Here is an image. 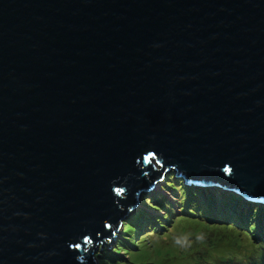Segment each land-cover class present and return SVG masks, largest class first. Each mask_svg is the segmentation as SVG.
Segmentation results:
<instances>
[{
  "label": "water",
  "instance_id": "water-1",
  "mask_svg": "<svg viewBox=\"0 0 264 264\" xmlns=\"http://www.w3.org/2000/svg\"><path fill=\"white\" fill-rule=\"evenodd\" d=\"M164 172L264 203V0H0V264H97Z\"/></svg>",
  "mask_w": 264,
  "mask_h": 264
},
{
  "label": "trees",
  "instance_id": "trees-1",
  "mask_svg": "<svg viewBox=\"0 0 264 264\" xmlns=\"http://www.w3.org/2000/svg\"><path fill=\"white\" fill-rule=\"evenodd\" d=\"M162 187L165 189H169L171 191H175L173 186L176 183V178H173L171 175L168 180H164ZM167 181H169L167 183ZM179 187L181 188L180 195L178 190V198L176 204L178 205L177 210L172 206V204L165 199L162 195L157 200L154 197L155 195L149 194L145 199L147 201H141L143 206L146 207L145 210H140L135 213L128 221H123V229L121 227L120 233L121 235H127L126 238H122L121 236L114 238L112 242L113 249H108L111 251H107L104 248L99 253V258L97 259V264H144L143 263V255L139 253L138 255H133L126 262H121L117 254L121 252L129 253V250L134 246L140 248L141 246L149 247L146 243L147 240L142 239L145 235L140 237V233L145 228L144 232H153L156 235H159L161 232V236L166 235V230L168 224L172 223V216L174 214H178L179 216L175 217V224L173 231H176L179 226L182 232L187 231L190 238H188L187 242L182 244V247L171 249L168 248L165 251L154 250L153 255L157 257H164L165 259L172 262V264H264V250L258 252L257 254H249L247 252L244 257L245 259L233 260L228 255L223 254H215L213 257L212 249L218 245L219 243L209 239L206 235L200 236L202 230L206 232L212 229H236V238L240 239L244 233H248L250 235H254L256 233L258 227L263 226L264 223V209L259 210L257 208L247 207L246 211L240 207L239 197H235V193L229 195L230 191L227 190V195L223 193H217L216 191L212 192H201L200 187L195 184L186 185L183 181L178 182ZM214 188H222L217 184H212L208 189L213 190ZM234 191V190H233ZM232 192V191H231ZM235 192V191H234ZM147 194V193H145ZM243 198L244 197L242 194ZM206 196L207 198H204ZM209 197L212 200H209ZM142 200V197H140ZM243 200V199H242ZM155 203V204H154ZM236 203V204H235ZM238 204V206H237ZM134 206V205H133ZM259 206V205H256ZM159 208L162 210V216L157 214V210L155 208ZM222 210V211H221ZM210 216L215 222H224L221 225L215 226L214 224L208 225L206 220L209 219ZM193 217V218H192ZM259 218V224L257 223V228L253 224V218L256 220ZM226 221V222H225ZM132 222V223H130ZM255 222V221H254ZM125 223V224H124ZM256 223V222H255ZM249 225V226H248ZM142 229H141V227ZM239 228V229H238ZM149 229V230H148ZM241 229V230H240ZM262 230V235H257L256 237L259 239L258 243L255 246L256 248H264V230ZM138 235V237H137ZM196 235H199V238L196 239ZM149 236V235H148ZM138 238V239H136ZM197 240L201 243L204 251L198 252L196 251V247L191 243V240ZM209 251L208 258H205L204 252ZM115 260V261H114Z\"/></svg>",
  "mask_w": 264,
  "mask_h": 264
},
{
  "label": "rangeland",
  "instance_id": "rangeland-1",
  "mask_svg": "<svg viewBox=\"0 0 264 264\" xmlns=\"http://www.w3.org/2000/svg\"><path fill=\"white\" fill-rule=\"evenodd\" d=\"M154 163V161H153ZM155 164V163H154ZM156 168H159L158 166L155 165ZM170 173L172 174V171H170ZM171 174H169L168 172H164L161 174V178L160 180L153 185V189L151 188L150 191L147 192V194H142L141 192L136 196L135 200L133 201L131 207L128 209L127 214H126V218H124V220L126 219V221H130L129 219L137 212H139L140 210H145L146 207L143 206V203L140 201V197H142V201H147V199H145V197H147V195L152 194L155 195L157 197H154L155 199H159L160 196L162 195L165 199H168V201L172 204V206L175 208V210L178 211L179 208L178 205L176 204L177 202V198H178V190H179V195H180V191L181 188L176 189L177 187H179V183L182 180L179 179L178 177H174L176 178V183L173 186V188L175 189V191H171L169 189H165L162 187L163 182L165 183L164 180H168V178L171 176ZM169 181H167L168 183ZM191 183V182H188ZM204 186H207L206 184H202ZM220 186V185H219ZM200 191L203 192H212V191H216L217 193H223L227 196L231 195L232 193H229V195L226 193L227 191L220 189V188H214L213 190L208 189L206 187H200ZM164 191V193L162 192ZM234 193V192H233ZM143 195H146L145 197ZM233 195V194H232ZM241 195H238L235 193V197L238 198ZM204 198H207L206 196H204ZM240 199V197H239ZM209 200H212L211 197H209ZM252 199L249 198H245V199H240L239 203H240V207H242V209H244V211H246V208L251 207L252 209L259 207V210H263L264 209V203H262L261 201L258 202V204L261 206H254L252 205ZM145 203V202H144ZM134 204H136L134 207H132ZM146 204V203H145ZM155 204V203H154ZM236 204V203H235ZM238 206V204H237ZM155 208V207H154ZM157 210V214L159 216H162V210L159 208H155ZM222 211V210H221ZM179 216L177 213L174 214L172 216V223L168 224L167 230H166V235L161 236V233L159 235L154 234L153 232H144L145 228L143 229V231L140 233V237L143 236L144 234H148L147 236L145 235L142 239H145L148 241V243H146L147 245L150 244L149 247H145L141 246L140 248L137 247H133L129 250V253H125V252H119L117 255L120 259L121 262H126L129 260V258L133 255H138L139 253H141L143 255V263L144 264H172L171 261L165 259L164 257H157L153 255V251L154 250H160V251H165L168 248L171 249H175V248H180L182 247V244L184 242L188 241V238H190L189 234L187 231L182 232L180 230V227L176 230L173 231L174 229V224L176 222L175 217ZM193 218V217H192ZM209 219L206 220V223L208 225H212L214 224L215 226L221 225L224 222H215L213 221V219L208 216ZM257 218V217H256ZM123 220V221H124ZM254 221L253 224L256 226L257 228V223L259 224V218H257L256 220L253 218ZM226 222V221H225ZM132 223V222H130ZM249 226V225H248ZM141 227V226H140ZM259 229H263L264 230V223L262 228L258 227ZM122 229H123V225H122ZM142 229V227H141ZM239 229V228H238ZM149 230V229H148ZM236 229H227V230H222V229H212V230H208L207 232L205 230H202V233L200 234V236H204V234L206 233L207 237L217 243H219L218 245H216L213 249H212V255L213 257H215V254H223V255H228L229 257H231L233 260H242L245 259L246 257L245 254L247 252H249V254H257L258 252L264 250V248H256L255 246L258 243V238L256 237L257 235H262V230L259 233V230L257 229L256 233H254V235H250L248 233H244V235L241 236L240 239L236 238ZM241 230V229H240ZM121 236L122 238H126L127 235H121L120 230H118L117 232L114 233V238L116 239V237ZM138 237V235H137ZM113 238V240H114ZM196 239L199 238V235H196L195 237ZM138 239V238H136ZM191 239V238H190ZM113 242V241H112ZM112 242L108 241L106 243H108V245H104L103 248L105 250H107L108 252L111 250L108 249H113V244ZM191 243H193V245L196 247V251L201 252L204 251L202 248V245L199 241L197 240H191ZM112 244V245H111ZM100 249V248H99ZM102 250V249H101ZM100 250V251H101ZM100 251H98V254L100 253ZM208 253L209 251H205L204 252V256L205 258H208ZM100 256V255H99ZM115 261V260H114ZM120 264V263H118ZM128 264H131L128 262ZM178 264V263H176Z\"/></svg>",
  "mask_w": 264,
  "mask_h": 264
},
{
  "label": "clouds",
  "instance_id": "clouds-1",
  "mask_svg": "<svg viewBox=\"0 0 264 264\" xmlns=\"http://www.w3.org/2000/svg\"><path fill=\"white\" fill-rule=\"evenodd\" d=\"M154 187H152V189H153ZM151 189H149L148 191H150ZM226 191V190H225ZM145 196V195H144ZM140 201H142L141 200V198H140ZM256 205H258V204H256ZM261 207V206H260ZM124 221H126V220H124ZM123 223V222H122ZM121 227H122V224H121ZM121 229V228H120Z\"/></svg>",
  "mask_w": 264,
  "mask_h": 264
},
{
  "label": "bare ground",
  "instance_id": "bare-ground-1",
  "mask_svg": "<svg viewBox=\"0 0 264 264\" xmlns=\"http://www.w3.org/2000/svg\"><path fill=\"white\" fill-rule=\"evenodd\" d=\"M147 192H148V191H147ZM147 192H146V193H147ZM162 192L164 193V191H162ZM135 205H136V204H134V206H135ZM134 206H132V207H134Z\"/></svg>",
  "mask_w": 264,
  "mask_h": 264
},
{
  "label": "flooded vegetation",
  "instance_id": "flooded-vegetation-1",
  "mask_svg": "<svg viewBox=\"0 0 264 264\" xmlns=\"http://www.w3.org/2000/svg\"><path fill=\"white\" fill-rule=\"evenodd\" d=\"M124 224H125V223H124ZM258 230H259V233H260L261 229L258 228Z\"/></svg>",
  "mask_w": 264,
  "mask_h": 264
}]
</instances>
